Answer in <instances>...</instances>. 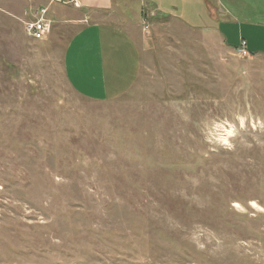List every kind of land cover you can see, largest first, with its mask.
<instances>
[{"label":"rangeland","instance_id":"374dc122","mask_svg":"<svg viewBox=\"0 0 264 264\" xmlns=\"http://www.w3.org/2000/svg\"><path fill=\"white\" fill-rule=\"evenodd\" d=\"M145 2L161 18L120 9L138 81L95 102L66 77L77 29L34 40L37 7L0 0V264H264V55L222 37L264 30V0Z\"/></svg>","mask_w":264,"mask_h":264},{"label":"crops","instance_id":"0c3cea01","mask_svg":"<svg viewBox=\"0 0 264 264\" xmlns=\"http://www.w3.org/2000/svg\"><path fill=\"white\" fill-rule=\"evenodd\" d=\"M71 1L25 0V5L48 7V19L53 27L67 25L77 29L64 53L66 77L74 91L95 102L111 101L126 95L140 76L143 52L133 28L137 25L136 11L126 14L120 10L121 6L126 9V3L134 0H76L78 6ZM141 3L146 2L141 0ZM146 5L153 8L148 14L151 18H161L159 4ZM209 29L222 35L216 27ZM222 37L234 50L245 40L250 55H264L261 41H264V30L261 28L253 29V35L249 34L248 38L241 33V37H237L238 41L241 39L237 45L225 35Z\"/></svg>","mask_w":264,"mask_h":264},{"label":"built area","instance_id":"2783aa9c","mask_svg":"<svg viewBox=\"0 0 264 264\" xmlns=\"http://www.w3.org/2000/svg\"><path fill=\"white\" fill-rule=\"evenodd\" d=\"M74 6H78L76 0L71 1ZM33 21L27 26L28 35L34 40H44L49 34L51 25L48 19L49 8L48 7H38L31 12ZM236 53L243 58L250 56L247 48V42L242 40L236 49Z\"/></svg>","mask_w":264,"mask_h":264}]
</instances>
